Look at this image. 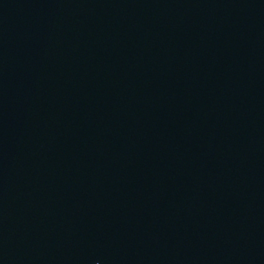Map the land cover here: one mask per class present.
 <instances>
[{
    "label": "water",
    "instance_id": "1",
    "mask_svg": "<svg viewBox=\"0 0 264 264\" xmlns=\"http://www.w3.org/2000/svg\"><path fill=\"white\" fill-rule=\"evenodd\" d=\"M0 264H264V0H0Z\"/></svg>",
    "mask_w": 264,
    "mask_h": 264
}]
</instances>
